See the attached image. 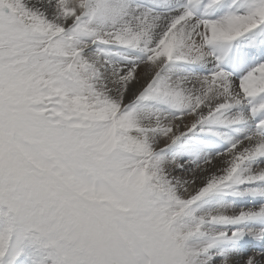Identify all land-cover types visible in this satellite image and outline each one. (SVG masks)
<instances>
[{
  "label": "snow or ice",
  "instance_id": "obj_1",
  "mask_svg": "<svg viewBox=\"0 0 264 264\" xmlns=\"http://www.w3.org/2000/svg\"><path fill=\"white\" fill-rule=\"evenodd\" d=\"M0 264H264V0H0Z\"/></svg>",
  "mask_w": 264,
  "mask_h": 264
}]
</instances>
